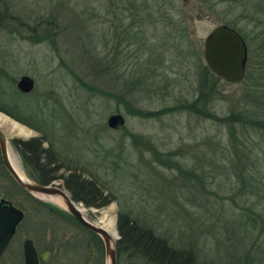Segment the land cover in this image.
Returning <instances> with one entry per match:
<instances>
[{
	"label": "rangeland",
	"instance_id": "obj_1",
	"mask_svg": "<svg viewBox=\"0 0 264 264\" xmlns=\"http://www.w3.org/2000/svg\"><path fill=\"white\" fill-rule=\"evenodd\" d=\"M174 1L181 13L170 11L168 0H135L137 11L119 0H0V106L27 107L29 125L0 113L32 131L7 137L8 148L34 181L12 140L45 129L64 168H78L112 193L100 208L73 200L96 225L111 208L112 248L123 211L191 250L197 264H264V126L238 124L253 150L248 160L260 163L254 182L233 168L228 126L217 119L242 113L264 122V26L225 14L247 35L244 79L229 83L214 78L203 56L222 15L201 10L202 0ZM50 15L56 27H46ZM184 16L185 32L166 28L169 18ZM248 43L254 55L263 49L259 57L250 59ZM24 75L34 82L28 93L17 88ZM116 113L124 123L111 128L107 119ZM54 181L71 195L62 179ZM2 200L22 212L14 241L28 238L40 255L50 251L48 264L87 261L86 242L94 237L86 227L65 207L24 190L0 163ZM102 244L93 264H110ZM116 264L148 263L116 254Z\"/></svg>",
	"mask_w": 264,
	"mask_h": 264
},
{
	"label": "trees",
	"instance_id": "obj_2",
	"mask_svg": "<svg viewBox=\"0 0 264 264\" xmlns=\"http://www.w3.org/2000/svg\"><path fill=\"white\" fill-rule=\"evenodd\" d=\"M119 1L121 4L125 3L127 9L131 11L132 9H135L137 11L133 6L135 0ZM168 3L170 4V7H168L170 11L181 13V6L177 7L176 1L168 0ZM200 8L203 11L220 13L222 16L219 17H221L220 20L222 23L237 29L245 40L247 39V35L244 33V27L239 26L238 18H226V13H238L241 18H249L250 20L255 21L257 25L262 24L264 26V0H202ZM155 9H159L157 8V5ZM6 11L7 9L5 8L2 13L6 15ZM170 11L166 12V16H170ZM8 15L11 16L12 14L8 13ZM149 17L152 19L151 16ZM168 21L169 23L166 25V28L169 29L170 32L173 31L172 33H177L179 30L185 32V27L181 24L183 21L186 23L185 16L178 18L177 20L169 18ZM56 25V17L50 15L49 18H47L46 27H56ZM186 33L183 36H186L187 38L188 35ZM262 44H264V41H262ZM248 46L250 59L253 56H255V58L259 57L258 52H261L263 49H256L258 50L256 51L258 55H254V48L250 46V44ZM212 75L215 79H220V77L213 73ZM10 108L11 109H7L0 106V110L3 112L7 113L14 119L25 122L29 125L27 121L23 120L24 115H22L27 111V107L16 104L15 106L12 105ZM26 116L29 118L28 115ZM217 119L228 126L230 136L229 141H231L233 152L237 154L238 158L236 162L234 161L232 163L233 168L237 169L239 174L241 173L240 176L242 179L247 177V180L252 179L255 182V180L259 179L255 174H258L257 171L260 170V163L255 161L254 158L248 160L249 158L247 156L250 154L254 155L253 150L245 147L247 144L243 142V139L239 135L242 130L239 129L238 124L248 123L250 125L264 126V122L258 120L255 121L253 118H249L242 113H229L223 117L218 116ZM32 127L38 131L40 130L38 127ZM40 131H42V135L40 136L31 137L26 140L19 138L12 140V143L16 147L31 179L43 185L49 184L56 179H62L63 185L70 192L72 199L75 201H82L88 207L100 208L106 206L114 199L112 193H105L104 188L96 178L86 177L85 174L76 167L71 168L65 166L64 168L58 161L59 156L55 149L54 141L49 139L45 129ZM46 142L48 145L44 146V143ZM238 148L243 149L238 150ZM242 156L246 158V160H242ZM61 169L64 170V173H58ZM253 185L257 187L259 186L257 183ZM72 218L77 221L73 216ZM117 229L119 238L115 241L116 254H125L131 259H143L148 264H197L191 250L176 248L169 243L166 238L158 235L143 220L138 221V219L130 216L129 213L123 211L118 213Z\"/></svg>",
	"mask_w": 264,
	"mask_h": 264
},
{
	"label": "water",
	"instance_id": "obj_3",
	"mask_svg": "<svg viewBox=\"0 0 264 264\" xmlns=\"http://www.w3.org/2000/svg\"><path fill=\"white\" fill-rule=\"evenodd\" d=\"M203 56L210 71L221 79L229 83H238L244 79L247 64V46L242 35L233 27L226 24L215 26L204 39ZM33 86L34 82L29 76L24 75L17 82V88L24 93L30 92ZM123 123L124 117L119 113L112 114L107 119V124L111 128H116ZM8 146V140L4 138V132L0 129L2 161L17 183L27 192L61 196L65 200V208L70 215L103 239L110 264H116V251L111 246V235L103 227L89 221L75 204L71 195L66 193L58 182L53 180L49 184L43 185L28 178L26 182H22L8 159ZM21 219L22 212L12 207L9 201L0 202V255ZM118 238L116 237V239ZM24 254L25 264H39L30 239H26L24 242Z\"/></svg>",
	"mask_w": 264,
	"mask_h": 264
},
{
	"label": "flooded vegetation",
	"instance_id": "obj_4",
	"mask_svg": "<svg viewBox=\"0 0 264 264\" xmlns=\"http://www.w3.org/2000/svg\"><path fill=\"white\" fill-rule=\"evenodd\" d=\"M0 161H1V164L4 166L3 161H2L1 151H0ZM3 201H6V200H2L0 202H3ZM9 202L11 203L12 207L18 209L17 207H15L13 205V203L11 201H9ZM20 222H21V220L16 225L12 237L10 238L7 246L4 248V250L2 251V253L0 255V264H25L24 242H25L26 239H24L23 241H21V240L14 241L15 233L17 231V228H18V225H19ZM78 223L80 225H82L80 222H78ZM85 229L88 232H90L93 235L94 238L88 239L87 242H86L87 250H88L87 257H86L87 261H84V259L81 258V259H78L75 264H84L85 262H87L88 264H90V263L93 264L94 258L97 256V254H100V251L98 250L99 249V245L103 246L102 239H101V237L98 234L94 233L93 231H91V230H89L87 228H85ZM32 245H33V247L35 249L36 258H37L39 264H48L51 261V259H52L51 252L50 251H44L40 255L39 251H38V248H37L36 244L33 241H32Z\"/></svg>",
	"mask_w": 264,
	"mask_h": 264
},
{
	"label": "bare ground",
	"instance_id": "obj_5",
	"mask_svg": "<svg viewBox=\"0 0 264 264\" xmlns=\"http://www.w3.org/2000/svg\"><path fill=\"white\" fill-rule=\"evenodd\" d=\"M0 129L4 132V138L7 140V137L10 136H19V137H28L32 134V131L17 123L16 121H13V119H10L9 117H6L5 115L0 113ZM8 159L15 170V172L18 174L20 180L22 182L27 181V177L25 176L24 172L22 171L20 165L18 164L15 156L11 152V150L8 148ZM40 198L49 200L54 202L57 205H60L62 207H66L65 200L59 196V195H44V194H37ZM82 212L84 210L79 207ZM100 220L97 222V225L103 227L108 233L115 234V217L114 213H112L111 208H107L102 213H100Z\"/></svg>",
	"mask_w": 264,
	"mask_h": 264
}]
</instances>
